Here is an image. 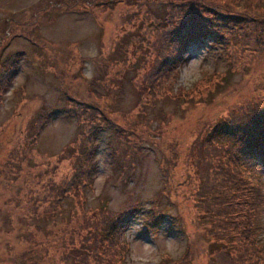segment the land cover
<instances>
[{
  "label": "rangeland",
  "instance_id": "rangeland-1",
  "mask_svg": "<svg viewBox=\"0 0 264 264\" xmlns=\"http://www.w3.org/2000/svg\"><path fill=\"white\" fill-rule=\"evenodd\" d=\"M193 8L197 37L165 74L167 33ZM263 102L264 0H0V264H81V245L89 264L100 246L114 264H225L196 208V162ZM82 138L95 151L84 207L69 195L49 217ZM242 162L264 246V155Z\"/></svg>",
  "mask_w": 264,
  "mask_h": 264
},
{
  "label": "trees",
  "instance_id": "trees-1",
  "mask_svg": "<svg viewBox=\"0 0 264 264\" xmlns=\"http://www.w3.org/2000/svg\"><path fill=\"white\" fill-rule=\"evenodd\" d=\"M96 3L97 5L103 4L99 1ZM193 10L194 8L188 21L189 30H187L188 26L178 27L177 30L175 28L170 29L167 37L161 36L160 38H167L165 39L166 50H163V61L157 64V68H160L165 74V69L170 68L173 60L168 62L170 54L176 52L174 59L178 61L187 47L185 46L187 41L197 37L196 34H192V29L199 24L200 17ZM206 29L207 27L202 25L201 28L196 30L207 32ZM162 45L163 42L158 47L162 48ZM9 61L8 59L5 62ZM151 83L154 82L151 81ZM151 83L146 88L149 93L151 89L154 90L151 86L158 83V81L156 79L154 84ZM144 90L145 87L141 88L142 92ZM145 93L146 91L143 92V95ZM153 94H158V91L154 90L150 95ZM92 105L93 108H96L94 107L96 104L93 103ZM233 123L222 126L223 128L234 130L233 132L230 130L233 136L230 138L228 145L221 146L218 150L219 154H216L217 156L209 153L200 154V159H197L196 167H198L199 183L195 202L196 208L203 213V221L211 225L208 233L213 235L215 239L210 244L212 248L217 246L216 243L220 245L213 252L216 255L219 253L217 256L225 260V264H234L235 262L237 264H264V246L257 242L255 244V238H253L259 227H261L258 219L263 206L262 192L257 185L247 178L248 173L242 162L248 156L254 158L256 155H264V110L255 108L250 114L243 115L241 119ZM41 129L35 130V136L41 133ZM75 152L74 171L71 178L55 191L52 188L55 200H51L49 205H47L46 214L49 217H53L63 211V200L69 195H72L77 200L80 197L79 199H81L84 207V197L86 196L84 191L91 184L90 172L93 165V155H95L93 143L89 139L82 138ZM100 212L105 215L104 220H108L107 211L100 209ZM158 215L159 210L156 214V220ZM106 229L104 225L99 231L101 239H103V233H110ZM106 242L114 244L115 240L108 237ZM98 245H100L99 242ZM99 248V257L96 259L97 263L95 264H114L112 259L113 251H104L101 246ZM80 249L84 251V257L82 256L79 260L83 263H80L89 264L88 257L90 254L85 251H88L87 246L81 245L77 251H80ZM231 250L235 252L234 255L236 253L237 255L231 257L229 252ZM216 257L214 261H218Z\"/></svg>",
  "mask_w": 264,
  "mask_h": 264
}]
</instances>
